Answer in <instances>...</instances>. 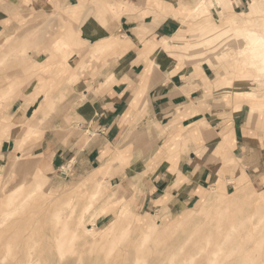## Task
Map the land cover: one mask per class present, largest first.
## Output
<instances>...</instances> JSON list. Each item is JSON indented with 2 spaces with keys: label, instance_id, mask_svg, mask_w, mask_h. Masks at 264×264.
Returning <instances> with one entry per match:
<instances>
[{
  "label": "crops",
  "instance_id": "crops-1",
  "mask_svg": "<svg viewBox=\"0 0 264 264\" xmlns=\"http://www.w3.org/2000/svg\"><path fill=\"white\" fill-rule=\"evenodd\" d=\"M224 1L234 13L246 6L245 0ZM121 2L130 5L119 13L107 7ZM213 3L207 2V12L214 16L222 9ZM194 5L195 0H0V37L12 35L31 13L56 14L58 24L69 22L75 34L60 40L61 48L62 40L69 43L61 54L44 60L59 67L58 94L68 87L66 105L60 106L74 128L68 143L48 135L29 141L39 131L13 130L1 137L0 166L22 152L47 159L59 172L69 162L73 175L103 166L112 186H136V204L162 213L188 210L211 188L228 190L243 172L264 177L257 109L250 104L247 115L246 104L234 109L222 98L229 87L216 84L211 67L176 57L184 42L182 6ZM116 40L129 46L105 48ZM44 80L14 99L5 119L31 123L43 105L38 121L50 122L43 118Z\"/></svg>",
  "mask_w": 264,
  "mask_h": 264
},
{
  "label": "rangeland",
  "instance_id": "rangeland-1",
  "mask_svg": "<svg viewBox=\"0 0 264 264\" xmlns=\"http://www.w3.org/2000/svg\"><path fill=\"white\" fill-rule=\"evenodd\" d=\"M197 1L194 6H182L181 10L187 14L183 21L184 42L183 46L178 47L176 57L195 63L204 62L205 66L211 67L212 76L218 79L216 84L229 87L223 91L222 98L230 106L234 104V109L246 104L244 110L247 115L251 104L260 110L261 114L256 113L257 110L254 112V122L255 128L264 136V84L237 76L238 72H245L249 67L244 63L249 50L246 47L247 40H243L248 29L240 26L238 20H248L247 13L256 8L260 13L255 14L256 18L249 28H262L264 4L260 0H245L246 6H241L234 13L224 5V0H215L222 12L213 16L207 12V2L212 6L214 0H205L202 4H196ZM253 4L256 6L252 7ZM129 5L125 2L108 3L107 7L119 13ZM57 16L27 14L18 22L19 27L12 35L0 37V141L13 130L19 132L28 127L29 134L39 131L32 134L29 141L45 139L48 135L60 137L64 141L63 146L68 143L74 128L68 122L69 114L60 107L65 105L68 98V88H63L58 94L61 77L55 72H59V67H56L57 63L50 67L52 64L47 66L44 62L48 56L61 54L63 49L68 48L66 40L61 42L62 47L66 48L60 47L62 38L66 35L75 38L69 22L60 25ZM228 19L237 27L233 28ZM163 45L167 46V43L164 41ZM128 46L127 42L121 44L117 40L105 44L106 49L122 51ZM43 80L45 83L41 90L44 96L41 102L47 108L43 118L50 122L38 121V113L43 111V105L31 123H12L8 117L5 119L4 113L12 101L21 96L24 90L27 91L28 87L32 88V83L36 85ZM54 120L58 122H52ZM116 161L127 165L122 159ZM49 162L47 159L34 160L27 152H22L0 166V264H149L150 261L151 264H199L205 259L204 253L193 263L187 259L199 252L198 245L205 243L206 237L202 238L201 235L212 236L214 241L217 234L224 231V225L226 227L227 220L221 227L220 220L224 215L219 211L225 207L218 202H232L230 215L241 214L244 209L242 213L255 214L259 219L255 220V224L262 220L264 236V177L260 172L254 175L243 172L233 184L228 185V190L218 187L209 189L206 197L210 199V211L206 212L207 217L204 213L200 216L202 218L196 216L195 219L185 220L188 215L200 210L203 199L188 210L173 213H162L159 207L151 211L141 209L135 202V195L139 193L136 186H112L110 176L105 174V167L73 175L75 170H71L69 162L63 166L66 174L57 171ZM99 184L101 190L95 196ZM213 212H217L216 215ZM152 221L158 223V235L153 229L146 245L141 247L142 235L145 231L147 233L145 227ZM139 223L143 228L138 227ZM61 241L66 244L61 248L62 252L59 246ZM263 246V250L258 249L254 253L260 254L264 260ZM145 257L146 261L143 259Z\"/></svg>",
  "mask_w": 264,
  "mask_h": 264
},
{
  "label": "bare ground",
  "instance_id": "bare-ground-1",
  "mask_svg": "<svg viewBox=\"0 0 264 264\" xmlns=\"http://www.w3.org/2000/svg\"><path fill=\"white\" fill-rule=\"evenodd\" d=\"M205 0H198V4H202ZM220 1V0H217ZM261 4H264V0H260ZM256 6L255 4L252 5V7ZM257 13H260L258 9L253 8L249 13H247L248 15V20H238V22L240 21L239 25L244 27L245 29H248L246 31V33L243 35V40H247L246 42V47L249 50V55L247 57V59H245L243 62L245 64H247L248 70H246L245 72H241V73H237V76H241V77H245L247 79L250 80H254L255 83H259V84H264V26H262V28L260 29H252L249 28L250 24L254 22ZM229 23L232 25V27H237V25L231 20L228 19ZM233 27V28H234ZM196 44V43H195ZM40 78V76H39ZM68 88V87H67ZM75 94V93H74ZM81 94V93H79ZM66 95V94H65ZM64 95V96H65ZM69 97V95H68ZM64 97L62 96V99ZM71 98V97H70ZM74 99V98H73ZM64 100V99H63ZM61 100V101H63ZM55 104V103H54ZM66 105V104H65ZM55 107V105H54ZM53 109V107H52ZM51 109V110H52ZM50 110V111H51ZM54 111V109H53ZM59 112V111H58ZM56 112V113H58ZM51 113V112H50ZM55 113V114H56ZM66 170V169H65ZM102 183V182H101ZM102 185V184H101ZM130 189V188H129ZM101 187L100 184L97 187V190L95 191L94 195L98 196L97 194L100 193ZM116 197V196H115ZM208 197L204 196L203 197V205L200 208V210L198 211V209L196 211H194L192 214L193 215H188L186 217L185 220H190L195 219L194 217L198 216L199 218L201 215H203L204 213H208L210 210L209 205H210V199H207ZM170 199V198H169ZM168 199V200H169ZM219 204L224 205L223 207H225V209H220L219 211L221 213H223L222 215L224 216H220L222 219L220 220L221 227L223 225V222L226 221V227L224 225V231L220 234H217V236L215 237L216 239L213 241L212 236H202L201 237H206V241H204L205 243L203 245L200 244V246L198 245L199 248V252L195 253L194 255L190 256L188 260L189 263H193L197 257H199L201 255V253L205 254V259L202 262H199V264H264V260L262 258V256L260 254L256 255L254 252H256V250L261 249L262 246L264 245V236H263V226H262V220L259 221L258 224H255V220H259L258 218H256V215H250V213H242L238 214L236 216L234 215H230L229 214V208L232 207V202H226V203H220ZM84 206V205H83ZM158 206V205H157ZM88 207V206H87ZM86 207V209H87ZM90 207V205H89ZM75 208V207H74ZM89 209V208H88ZM171 210V209H170ZM74 211V209L72 210ZM87 211V210H85ZM84 211V212H85ZM218 211V212H219ZM212 212V211H211ZM207 213L205 215V217H207ZM214 213V212H213ZM212 213V214H213ZM217 213V212H216ZM216 213H214L216 215ZM219 213V215L221 214ZM256 213V212H255ZM85 214V213H84ZM211 214V213H210ZM209 214V215H210ZM81 215V214H80ZM226 216V217H225ZM228 216V217H227ZM82 217V216H80ZM84 217V216H83ZM68 218V217H67ZM135 219V218H134ZM202 220V219H201ZM79 221V220H78ZM264 221V220H263ZM81 224V223H80ZM72 225V224H71ZM219 225V224H218ZM77 226V225H76ZM262 226V227H261ZM138 227H142V224L139 223ZM79 228V227H78ZM143 228V227H142ZM147 229V233L146 231L144 232V236L142 235V238L140 240L142 245H146V242L148 240L149 233L152 234V231L154 229L155 232H157L158 235V231H156L158 229V223L156 221H152L150 224H148V226L145 227ZM156 228V229H155ZM206 228V227H205ZM93 229V228H92ZM145 229V230H146ZM247 229V230H246ZM151 230V232H150ZM245 230V234L243 233ZM90 230H87L86 232H88ZM153 231V232H154ZM220 231V230H219ZM243 231V232H242ZM247 231V233H246ZM75 233H77V231H74ZM191 232V231H190ZM203 233V232H202ZM150 234V235H151ZM156 234V233H154ZM75 236V234H74ZM149 236V237H148ZM175 236V235H174ZM61 237L58 236L57 238L59 239ZM190 237V236H189ZM201 238V240H202ZM167 239V238H166ZM190 239V238H189ZM188 239V240H189ZM193 239V237H192ZM191 239V240H192ZM168 240V239H167ZM187 240V241H188ZM170 241V240H169ZM176 241V240H175ZM186 241V242H187ZM203 241V240H202ZM201 241V242H202ZM183 242V241H182ZM37 243V242H36ZM164 243V242H163ZM33 244V243H32ZM31 244V245H32ZM167 244V243H166ZM183 244V243H182ZM65 242L61 241L59 243L60 246V250L62 252L61 248L65 247ZM180 245V244H179ZM38 246V245H37ZM141 246V247H142ZM165 246V244H164ZM177 246V245H176ZM182 246V245H181ZM210 246H213L212 248L209 249ZM27 247V246H25ZM152 247V246H151ZM158 247V246H157ZM161 247V246H160ZM167 247V246H166ZM264 247V246H263ZM162 248V247H161ZM196 248V247H195ZM26 249V248H25ZM35 249V248H34ZM39 249V248H38ZM109 249V248H108ZM117 249V248H116ZM165 249V248H164ZM113 250V249H112ZM163 250V249H162ZM171 250V249H170ZM186 250V248L184 249ZM109 251V250H108ZM168 251V248L167 250ZM178 251V249L176 250ZM66 252V251H65ZM190 252V251H189ZM194 252V251H193ZM31 253V250H30ZM29 253V255H30ZM37 253V252H36ZM60 253V252H59ZM120 253V252H119ZM142 253V252H141ZM157 253V251H156ZM200 253V254H199ZM261 253V252H260ZM264 253V251H263ZM147 254V253H146ZM158 254V253H157ZM183 254V253H182ZM34 255V254H33ZM58 255V254H57ZM63 255V253H62ZM108 254H106L107 256ZM155 255V254H154ZM189 255V253H188ZM32 256V255H31ZM160 256V254H159ZM172 256V255H171ZM170 256V257H171ZM174 256V255H173ZM177 256V255H176ZM264 256V255H263ZM56 257V256H55ZM113 257V256H112ZM158 257V256H157ZM182 257V256H181ZM184 257V256H183ZM28 258V257H27ZM60 258V257H59ZM63 258V256L61 257ZM60 258V259H61ZM162 258V257H161ZM188 258V257H187ZM30 259V258H28ZM65 259V258H64ZM69 259V258H68ZM106 259V257H105ZM104 259V260H105ZM109 259V258H108ZM117 259V258H116ZM115 259V260H116ZM146 261V257L143 258ZM142 259V261H143ZM165 259V257H164ZM167 259V257H166ZM262 259V260H261ZM63 260V259H62ZM112 260V259H111ZM118 260V259H117ZM168 260V259H167ZM170 260V259H169ZM179 260V259H178ZM177 260V261H178ZM38 261V260H37ZM36 261V263H37ZM64 261V260H63ZM130 261V260H129ZM174 261V260H173ZM40 262V261H39ZM61 262V261H60ZM80 262V261H79ZM108 262V261H107ZM111 262V261H109ZM148 262V261H147ZM164 262V261H163ZM179 262V261H178ZM182 262V261H181ZM185 262L187 263V261L185 260ZM97 263V262H96ZM141 263V262H140ZM172 263V262H171ZM184 263V262H183ZM198 263V262H197ZM94 264V263H93ZM110 264V263H109ZM139 264V262H138ZM142 264V263H141ZM143 264H147L146 262H144ZM149 264H151V261L149 262ZM156 264V262L154 263ZM163 264V263H162ZM174 264V263H173ZM182 264V263H181Z\"/></svg>",
  "mask_w": 264,
  "mask_h": 264
},
{
  "label": "built area",
  "instance_id": "built-area-1",
  "mask_svg": "<svg viewBox=\"0 0 264 264\" xmlns=\"http://www.w3.org/2000/svg\"><path fill=\"white\" fill-rule=\"evenodd\" d=\"M61 172H62L63 174H66V171H64V167H62Z\"/></svg>",
  "mask_w": 264,
  "mask_h": 264
}]
</instances>
